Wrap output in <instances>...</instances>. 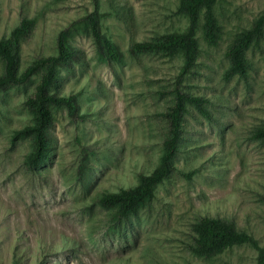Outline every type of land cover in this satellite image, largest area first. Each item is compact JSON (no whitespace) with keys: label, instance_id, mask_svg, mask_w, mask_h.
I'll use <instances>...</instances> for the list:
<instances>
[{"label":"rangeland","instance_id":"1","mask_svg":"<svg viewBox=\"0 0 264 264\" xmlns=\"http://www.w3.org/2000/svg\"><path fill=\"white\" fill-rule=\"evenodd\" d=\"M181 0H0V39L32 20L21 41L20 70L58 52L62 30L96 13L103 34L119 47L120 62L103 59L91 35L73 30L76 56L60 68L52 92L76 95L77 111L55 108L42 160L34 140L16 132L34 123L25 101L41 74L0 91V264H258L251 245L205 258L191 250L193 223L211 216L233 221L264 249V144L251 135L264 121V27L246 52L244 76L231 78L226 53L264 16V0H217L221 25L210 44L202 17L200 53L182 74L184 57L135 53L132 45L184 32ZM77 24V25H76ZM0 57V75L4 74ZM207 100L190 105L171 176L136 214L117 220L103 194L133 188L160 164L172 90Z\"/></svg>","mask_w":264,"mask_h":264},{"label":"trees","instance_id":"2","mask_svg":"<svg viewBox=\"0 0 264 264\" xmlns=\"http://www.w3.org/2000/svg\"><path fill=\"white\" fill-rule=\"evenodd\" d=\"M217 0H181L178 12L188 17L189 26L184 32H173L159 38L135 42L132 49L135 53H153L168 57L182 55L186 74L196 65L200 53V44L196 31L202 17L203 29L207 41L216 45L221 36V25L214 14ZM76 29L68 28L59 33L57 39L58 52L55 55L43 56L31 65L20 70L21 41L32 29L33 21L24 20L15 28L8 38L0 39V57L4 62V74L0 75V91L8 86L24 85L35 75L41 74L35 92L25 101L26 107L34 113V123L18 130L17 135L30 136L34 140V151L30 155L32 161L42 160L48 148V131L53 126L55 108H67L70 115L77 111L76 95L64 96L52 92L57 82L60 68L68 65L76 56V50L70 44L73 30H82L92 36L99 55L107 60L120 62L123 54L119 47L108 36L103 34L100 20L96 13L85 16ZM77 25V24H76ZM264 16L259 18L251 29L243 31L233 42L226 55L231 62L226 77L236 74L244 76L248 69L246 52L256 45L263 34ZM174 104L167 112L161 113L169 124V133L164 140V153L160 164L152 173L142 175L139 183L133 188H123L117 192L103 194L100 202L104 208L112 210L114 218L120 220L136 214L140 208L149 204L156 196L158 185L168 179L175 166L173 161L179 151L183 139L184 118L189 106L196 107L206 113L207 100L180 88V82L172 90ZM251 138L264 144V121L254 129ZM194 243L191 250L197 255L211 258L235 246L251 245L259 252L258 264H264V249L247 231L238 230L233 221L219 217L203 216L193 223ZM14 264H20L15 260Z\"/></svg>","mask_w":264,"mask_h":264}]
</instances>
